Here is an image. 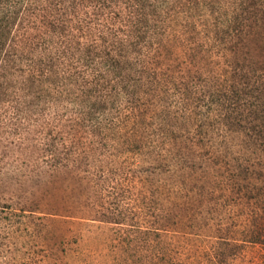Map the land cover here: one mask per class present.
Here are the masks:
<instances>
[{
    "label": "rangeland",
    "instance_id": "374dc122",
    "mask_svg": "<svg viewBox=\"0 0 264 264\" xmlns=\"http://www.w3.org/2000/svg\"><path fill=\"white\" fill-rule=\"evenodd\" d=\"M0 264H264V0H0Z\"/></svg>",
    "mask_w": 264,
    "mask_h": 264
}]
</instances>
